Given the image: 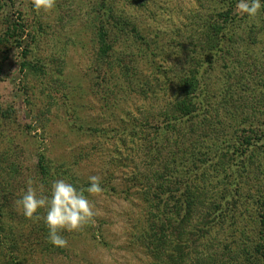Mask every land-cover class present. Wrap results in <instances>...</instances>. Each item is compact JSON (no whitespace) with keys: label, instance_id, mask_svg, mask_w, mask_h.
Listing matches in <instances>:
<instances>
[{"label":"trees","instance_id":"obj_1","mask_svg":"<svg viewBox=\"0 0 264 264\" xmlns=\"http://www.w3.org/2000/svg\"><path fill=\"white\" fill-rule=\"evenodd\" d=\"M7 1L2 0L0 8ZM120 1L95 0L91 5L95 86L109 106L131 93L142 104L153 95L160 98L161 91L165 100L159 115L136 106L135 114L141 116L127 111L122 120V133L136 136L139 151L145 162L149 160L144 169L137 165L133 172L150 222L134 231V242L152 257L146 264H264V56L248 53L263 42L264 21L255 28L253 19L236 11L237 0H209L207 7L203 3L208 13L188 19L178 41L186 62L185 70L177 71L157 65L151 35ZM146 3L124 0L139 7ZM1 16V47L9 44L20 52L19 70L26 77L36 70L30 61L35 49L27 41L30 28L20 12L17 17L14 12ZM4 52L0 75L9 61V51ZM140 63L149 70L140 72ZM72 122L74 129L89 132L85 123ZM123 138L120 135L121 144ZM6 159L9 154L0 153V166ZM43 161L42 157L38 164L42 182L52 178ZM5 187L0 180V264H25L20 247L25 235L22 228L20 234L13 231L8 208L14 198ZM101 187L107 188L102 182ZM253 206L257 211H250ZM241 217L255 229L236 227V234H252L251 243H224L222 233L230 232L231 222L239 226ZM30 222L28 239L34 234L42 250L64 251L49 242L43 221Z\"/></svg>","mask_w":264,"mask_h":264},{"label":"rangeland","instance_id":"obj_2","mask_svg":"<svg viewBox=\"0 0 264 264\" xmlns=\"http://www.w3.org/2000/svg\"><path fill=\"white\" fill-rule=\"evenodd\" d=\"M93 1L57 0L52 13L36 12L32 0H15L13 4L10 0L7 6L0 8L1 18L13 12L17 17L20 12L32 35L27 41L35 49L30 61L36 70L25 77L19 70L20 52L9 44L4 47L0 44V61L2 51H9V61L5 62L0 75V111L9 115L3 118L0 114V153L9 154V159L0 166V180L7 186L5 190L13 194L8 214L12 211L13 231L20 234L22 228L24 232L20 247L25 264H146L152 260L144 247L134 242L137 240L134 231L150 222L146 218L147 201L134 184L133 172L137 165L144 169L149 160L145 162V154L139 151L140 140L122 133L125 131L122 120L127 111L133 117H140L135 114L139 112L136 106H145L143 111L147 114L159 115L165 100L161 91L160 98L153 95L154 99L144 104L134 93L118 96L116 103L111 101L110 106L106 103L107 98L95 86L93 71L94 31L90 23ZM208 2L147 0L145 6L139 7L121 0L120 6H125L144 33L151 35V43L157 49L153 54L157 65L182 71L186 57L177 46L178 41L185 25L190 23L188 19L208 13L209 10H202V5L209 6ZM253 20L255 28L263 25L264 11ZM0 28L2 34L5 30L2 20ZM176 52L180 53L178 57ZM256 52L264 56V39L260 47L255 46L254 51L248 53ZM217 67L215 75L220 74L218 64ZM138 70L147 72L149 67L141 64ZM73 119L88 125L89 132L74 129ZM120 135L124 137L122 144L118 141ZM42 157L52 175L44 182L38 174ZM91 176L100 177L107 187L102 195L89 196L96 212L94 224L81 232H62L68 245L59 253L42 250L34 234L27 238L31 220L24 219L16 201L29 182L38 192L48 194L55 180H66L86 189ZM255 210L253 206L250 211ZM238 222L239 226L231 222L230 232L222 233L224 243L237 247L243 241L247 244L248 239L251 243L253 235L240 236L236 234V227L254 231V225L242 217Z\"/></svg>","mask_w":264,"mask_h":264},{"label":"clouds","instance_id":"obj_3","mask_svg":"<svg viewBox=\"0 0 264 264\" xmlns=\"http://www.w3.org/2000/svg\"><path fill=\"white\" fill-rule=\"evenodd\" d=\"M32 7L38 13H52L57 7V0H32ZM262 10L264 0H237L236 11L250 20L255 19ZM102 194L101 178L98 176L89 177L86 189L66 180H55L48 194L38 192L29 182L26 191L16 201V207L32 222L43 221L49 242L55 247L65 248L68 241L61 233L81 232L86 226L94 224L96 212L89 196Z\"/></svg>","mask_w":264,"mask_h":264}]
</instances>
